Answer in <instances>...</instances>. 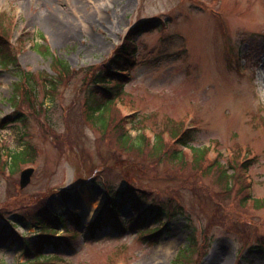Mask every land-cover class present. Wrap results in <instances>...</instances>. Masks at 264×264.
Here are the masks:
<instances>
[{"label":"rangeland","instance_id":"1","mask_svg":"<svg viewBox=\"0 0 264 264\" xmlns=\"http://www.w3.org/2000/svg\"><path fill=\"white\" fill-rule=\"evenodd\" d=\"M3 14L12 19L19 67L53 73L51 55L33 45L43 37L75 73L54 93L45 94L41 83L48 108L40 116L27 111L26 125L0 129L3 146H34L32 162L17 168L5 163L8 154L0 159V227L17 216L15 235L34 232L40 209L77 210L92 221L89 211L98 212L109 194L119 196L130 182L152 193L155 204L175 207L162 233L147 239L137 228L81 233L58 252L61 264H173L193 231L198 245L206 232L212 241L207 255L190 264H264V0H0ZM152 19L138 29L118 118L139 115L150 135L180 122L195 131V145L211 146V156L240 152L252 159L232 193L215 171L201 175L170 156L157 164L150 148L124 152L115 130L103 134L85 117L82 69L109 60L133 27ZM17 80L16 69L0 62V117L14 111ZM29 166L35 172L21 188ZM123 215L133 216L129 205ZM24 262L19 241L1 240L0 264Z\"/></svg>","mask_w":264,"mask_h":264},{"label":"trees","instance_id":"2","mask_svg":"<svg viewBox=\"0 0 264 264\" xmlns=\"http://www.w3.org/2000/svg\"><path fill=\"white\" fill-rule=\"evenodd\" d=\"M156 20L141 21L128 32L123 42L112 52L109 60L82 69L85 73V82L81 87L82 92L85 93V117L103 134L115 130L118 138L117 145L124 152L135 150L145 153L150 148L152 149L150 153L156 155L157 160L156 158L154 160L157 164L165 162V158L170 156L171 161L184 168L190 165L201 175L215 171L211 174L217 182L225 188L226 192L232 193L236 184L242 182L240 176L251 168L252 159H242L240 152H235L230 157H225L222 153L211 156V146L195 145V131L184 128L183 123L180 122H173V124L171 122L167 130L155 131L153 135H150L148 132L152 130H147L148 132L144 130L146 124H142L143 119L139 115H126L121 112L118 118V112L115 110H118V102L123 97L124 81L122 79L128 76V67L136 60L135 38L139 33L138 29L149 26ZM13 29L12 19L6 14L0 15V62L4 67L15 68L19 77L14 82V92L10 97L14 111L5 117H0V129L11 126L17 121L26 125L27 115L25 113L27 111L40 116L48 108H44V101L41 98L43 94L41 83L45 94L54 93L75 73L70 64L64 58L51 52L49 45L43 40L35 42L34 47L46 57L51 55L53 73L48 74L44 70L32 71L19 67L17 58L19 44L16 45L14 42ZM247 55L249 56V53ZM107 62L114 64L116 68H110ZM119 109L121 110L120 107ZM130 124L132 125L129 126ZM25 144L26 146L23 145L22 148L13 150L3 146L0 142V159H3L4 153L8 154L5 163L10 168H17L21 164L32 162L34 146L28 141H25ZM106 185L114 186L110 183ZM147 201H150V204L144 205ZM154 202L156 200L152 193L126 182L121 195L108 196L100 214L92 222H85L80 214L72 213L65 216L40 209L36 211L32 222L37 230L22 233L21 236L15 235L20 222L14 220L18 218L14 216L1 225L0 242L10 238L19 241V246L26 257L25 262L19 264H61L58 252L65 244L72 246L70 240L81 233L93 237L107 230L112 233H125L129 229L137 228L141 230L143 238L158 237L167 225V221L162 222V226L153 228H150V224L155 221L161 222L164 216H168V220L171 219L173 214H176V209L173 205L170 207ZM125 205L133 209L134 215L128 219L123 215ZM68 223L73 226L68 227ZM60 226L64 228L65 234L63 235H58ZM211 241L212 239L206 232L204 242L198 245L199 240L193 231L189 236L188 245L178 252L173 264L197 263L198 260L200 262L207 253ZM196 254L200 256L198 259L195 257Z\"/></svg>","mask_w":264,"mask_h":264},{"label":"water","instance_id":"3","mask_svg":"<svg viewBox=\"0 0 264 264\" xmlns=\"http://www.w3.org/2000/svg\"><path fill=\"white\" fill-rule=\"evenodd\" d=\"M34 171H35L34 167H27L24 170H22L21 180H20L22 188L26 187L30 183Z\"/></svg>","mask_w":264,"mask_h":264},{"label":"bare ground","instance_id":"4","mask_svg":"<svg viewBox=\"0 0 264 264\" xmlns=\"http://www.w3.org/2000/svg\"><path fill=\"white\" fill-rule=\"evenodd\" d=\"M92 204L95 205L94 203H92ZM97 213H98L97 211H95L94 209H91L88 214H89L90 218L93 219V218H95Z\"/></svg>","mask_w":264,"mask_h":264}]
</instances>
